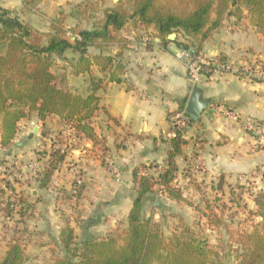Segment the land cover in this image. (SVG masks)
Returning a JSON list of instances; mask_svg holds the SVG:
<instances>
[{"label": "crops", "instance_id": "obj_1", "mask_svg": "<svg viewBox=\"0 0 264 264\" xmlns=\"http://www.w3.org/2000/svg\"><path fill=\"white\" fill-rule=\"evenodd\" d=\"M118 1L37 0L32 5H25L24 0H0V9L8 10L10 16L28 22L41 32H48L49 25L58 17H63L66 29L90 30L94 22L102 18L103 10ZM86 2L98 5L97 11H87L81 18L70 15ZM115 34L122 38L124 45L117 41L99 43L89 46L87 54L117 55L124 67L119 75L120 82L108 81L109 73L96 65L91 66L90 72L72 75L70 65L78 60L79 54L71 48L65 49L60 65L68 88L75 93L82 90L85 95L77 93L81 96L89 93L90 79H102V87L96 92L98 109L89 122L93 138L81 130L74 133L61 126L56 116L41 120L36 113H31L18 122L11 148L7 152L0 148V159L24 170L22 181L14 187L26 200L20 223L24 224L25 230L20 231L21 235L13 233L11 226L16 223V218L6 219L1 209L4 204H0V257L17 238L25 256L31 247L38 249L40 255L48 248L56 249L50 254L62 257L65 250L60 242V232L66 225L73 229L77 246L123 233L136 196L133 174L137 172L139 177L144 169L165 163L170 150V141L165 136L169 116L180 109L181 101L185 100L186 105L194 87L201 90V98L208 104L199 119L190 123L187 135L182 136L186 143L181 146V154L174 157L177 169L172 181L186 201L164 196L158 199L155 194H149L144 198V214L157 222V215L162 219V213L166 211L175 216L181 210L190 209V198L197 197L202 184L217 180V185L222 187L242 174L264 175V136L254 137V132L246 131L247 122L264 125V81L226 74L203 78L193 84L184 64L175 56L179 43H189L182 33H175L173 39L162 40L153 27H145L130 18ZM144 34L150 37L146 44L127 38L137 40ZM198 39L204 57L240 62L247 57L259 56L264 61V37L244 15L240 19L224 18L217 28ZM224 109L236 114L237 121L223 115ZM21 125L26 127L22 129ZM234 125H239L244 134L235 130ZM57 128L62 129L63 138L59 143L55 141L54 146H59L65 157L52 171L47 184L40 186L39 176L47 155L36 152L49 151L52 133L47 132ZM30 130L33 133L37 130V135L32 136ZM20 132H23L22 140H18ZM38 138L44 142L42 149L36 148ZM28 146L31 148L26 155ZM110 158L118 165V179L108 168ZM33 161L37 163V170L25 171L27 164ZM73 179L82 180L80 193L76 196L71 192ZM2 189L5 188L0 184L1 200L7 195ZM147 208L154 212L146 214ZM256 217L258 221L259 217Z\"/></svg>", "mask_w": 264, "mask_h": 264}, {"label": "trees", "instance_id": "obj_2", "mask_svg": "<svg viewBox=\"0 0 264 264\" xmlns=\"http://www.w3.org/2000/svg\"><path fill=\"white\" fill-rule=\"evenodd\" d=\"M36 1L24 0V4L32 5ZM97 8L95 3L86 2L70 15L81 18L87 11L96 12ZM244 11L249 15L250 24L264 37V0H119L113 7L103 10L102 18L94 22L90 30L66 29L63 17H58L51 22L48 32H41L28 22L10 16L8 10L0 9V148L5 152L11 148L18 122L31 113H36L41 120L56 116L61 126L71 128L74 133L81 130L93 138L89 122L98 109L96 92L102 87V79H90L86 96L71 91L65 73L57 76L51 69L55 58L64 59L65 49L71 48L79 54L78 60L70 65L72 75L90 72L91 66L96 65L109 73L108 81L120 82L119 75L124 67L117 55L90 56L87 48L112 41L124 45L115 32L128 19L134 18L145 27H153L162 40L170 33H182L189 43L181 42L179 47L200 51L199 36L204 37L217 28L224 18L240 19ZM68 32L79 39H70ZM205 75L209 76L210 72ZM179 108L184 110L185 100L179 103ZM54 143L51 140L49 151L43 152L47 159L39 176L40 186L47 184L52 171L65 157V152ZM185 143L179 134L171 138L165 168L159 173L158 182L147 176L138 177L134 172L136 196L121 236L111 235L77 246L73 229L66 225L60 232L65 254L47 264H222L217 258H210L211 251L205 240L178 234L166 238L158 224L143 211L144 198L155 193L157 183L163 187L165 198L186 201L181 190L172 185L177 169L174 157L181 154V146ZM80 190L81 186L76 195ZM253 203L259 220L238 240L239 249L233 264H264V191L253 196ZM25 207L26 200L19 195L14 201L7 200L1 209L6 219L11 221L15 216V222L20 224ZM11 227L13 233L18 232L16 226ZM24 263V249L17 238L9 243L0 257V264Z\"/></svg>", "mask_w": 264, "mask_h": 264}, {"label": "rangeland", "instance_id": "obj_3", "mask_svg": "<svg viewBox=\"0 0 264 264\" xmlns=\"http://www.w3.org/2000/svg\"><path fill=\"white\" fill-rule=\"evenodd\" d=\"M244 16L246 19L249 18L246 11ZM61 62L62 59L57 60V58H55L51 67L52 71L57 76L62 71L60 66L62 64ZM77 93L85 95V93H82V90ZM254 124L264 129L263 124ZM32 125L33 123H31V126ZM23 127L26 126H22L21 128L23 129ZM234 128L238 132H242V134H244L243 129L239 125H234ZM61 130L62 129L57 128L55 130L48 131L47 133L54 134V142L56 141L59 143L58 141H61L63 138ZM246 131L253 134L252 130L247 129ZM187 132H189L188 129H186V133ZM37 133V130L35 133L31 132L32 136L33 134L37 135ZM22 136L23 132H20L18 140H22ZM261 136H264V132L254 134V137ZM42 143L44 146V142L38 138V145L36 148L42 149ZM30 148V146L26 147V155H28ZM44 151L45 150L38 151L36 154L41 155ZM5 162H8L7 165ZM3 168L5 171H3ZM15 171L16 169L11 166L9 161H5L4 158L0 159V184L5 188L2 189L3 193L5 192V194H7L4 197L2 196L3 199H0V204L5 205L7 200L14 201L16 200V196L20 195L14 185L16 186L17 183L15 179L18 180V182L22 180L13 176ZM22 176H24V174ZM240 176V179L233 178L222 187L217 185V180H212L208 183L202 184V187H199V194L197 197L194 199L192 197L190 198V209L181 210L179 211V214L175 216H173L170 211H166L165 213H162V219H158L157 215V217L155 216L157 218V222L153 219L152 221L158 224L164 237L168 238L173 234H178L181 236L188 235L196 238V240H205L211 251V259L217 258V260L222 264H233L237 250L239 249L238 240H240L245 234L249 233L257 222L255 214L256 207L253 204V196L258 192L264 191V175L257 177L252 174H242ZM73 180L75 182L76 179ZM153 210H151V208H147L145 213L152 214L151 211ZM14 218L16 217L14 216ZM13 225L16 226L19 235H21V229L25 228L24 224L13 223L12 226ZM122 234L123 233L121 232L119 236ZM52 251L56 252V249L50 250L48 248L45 250V254L40 255V253H38V249L30 247L26 251L24 264H47L50 260L57 257V255L50 254ZM57 253H59V251Z\"/></svg>", "mask_w": 264, "mask_h": 264}, {"label": "built area", "instance_id": "obj_4", "mask_svg": "<svg viewBox=\"0 0 264 264\" xmlns=\"http://www.w3.org/2000/svg\"><path fill=\"white\" fill-rule=\"evenodd\" d=\"M67 35L70 36L72 40H74L76 37L79 39V36L72 35L70 33H68ZM127 38L131 41L141 42L144 44L150 41V37L146 34L142 35L137 40L134 37ZM175 56L184 64L187 70L188 77L193 82V84L199 83L200 80H202L203 78H208L213 75L223 76L226 74H236L247 79L264 81V61L259 56L247 57L240 62H234L232 60L227 59L207 58L204 57L201 51H195L191 48L181 47L176 52ZM206 72H210V75L206 76ZM222 112L223 115H225L226 117H229L233 121H237L238 116L234 114L231 110L224 109ZM190 123V118L186 115L184 110L178 109L174 111L169 116V128L165 134L167 140L170 141L171 138H173L177 134L181 136L187 135L186 129L188 128ZM246 127L247 129L252 130L255 134H260L261 132H264L263 128L258 125H255L253 122H247ZM50 140H55L54 134L50 135ZM107 165L115 176V178L118 179L120 177V171L115 159H108ZM164 168V163H156L155 165L144 169L140 173V175L150 177L155 182H158L159 173L162 172ZM15 169L16 171L13 173V176H16V178L18 179H22L24 170L21 167H15ZM26 170L29 172H35L37 170V163L34 161L29 162V164H27L26 166L25 171ZM3 171H5V169ZM240 178L241 176L238 177V179ZM81 184V179L75 180L71 190L74 196H76ZM155 191L156 198L161 199L164 193L163 187L158 185L157 183L155 185ZM14 209L16 210L17 207H15Z\"/></svg>", "mask_w": 264, "mask_h": 264}, {"label": "water", "instance_id": "obj_5", "mask_svg": "<svg viewBox=\"0 0 264 264\" xmlns=\"http://www.w3.org/2000/svg\"><path fill=\"white\" fill-rule=\"evenodd\" d=\"M174 37L175 33H170L167 36L168 39H173ZM207 104L208 101L201 98V90L198 87H194L186 102L184 111L192 121H196L199 119L201 112L206 108Z\"/></svg>", "mask_w": 264, "mask_h": 264}]
</instances>
